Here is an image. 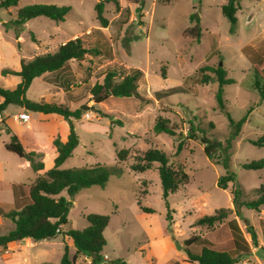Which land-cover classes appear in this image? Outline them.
Masks as SVG:
<instances>
[{
    "label": "rangeland",
    "instance_id": "374dc122",
    "mask_svg": "<svg viewBox=\"0 0 264 264\" xmlns=\"http://www.w3.org/2000/svg\"><path fill=\"white\" fill-rule=\"evenodd\" d=\"M118 1L119 8L114 2L106 4L107 28H102L97 19L95 6L98 0H21L17 6L0 8V86L12 89L14 79L19 82L17 77L3 76L1 68L20 70L22 60L53 53L65 42L83 36L86 47L98 48V56L81 62L73 60L65 70L35 79L27 95L37 102L66 103L73 110L82 105L94 107L74 121L80 143L62 169L103 164L111 171L121 168L123 174H112L105 188L93 186L80 190L75 196L66 229L88 227L86 217L89 214L110 216L104 231L107 244L102 253V264H115L116 260L127 264H166L172 258L184 264V260L176 256L182 251L175 241L184 248L185 240L205 232L208 237L221 238L214 242L217 247L232 250L235 246L230 241L231 234L236 240L238 235L231 232L228 225L208 229L194 223L200 217L233 205L231 192L235 184L231 183L227 190L217 186L219 178L227 172L235 174L236 187L244 190L241 201L257 198L256 190L264 183V169L243 168L246 163L264 159V148L250 142L264 135V100L244 86L248 76L255 74V66L264 70V0H240L234 32L222 13L228 0H175L170 3L145 0L144 6L141 0ZM35 4L69 6L71 11L64 22L38 17L21 26L16 25L18 9ZM195 13L201 20L199 41L187 34L194 26L191 15ZM19 36L23 40L18 39ZM206 66L223 67L227 77L236 81L224 88L226 110L220 109L216 101L219 87L216 77L209 71L198 72ZM113 68L122 72L125 69L127 72L143 71L139 81L143 100L117 98L96 103L92 99L90 88L96 82H102L108 69ZM205 74L210 75V81L201 84L199 81ZM68 86L69 97L66 94ZM249 109L252 112L241 133L230 140L232 128L228 114L239 121ZM21 111L10 105L5 113L7 121L13 124L16 113ZM25 111L31 115V120L22 122L20 127L31 134L46 137L51 131L65 132L62 123H45L41 118L43 114ZM1 115L3 117V113ZM160 119L169 120L183 136L156 133L154 126ZM190 123L194 125L193 135H198L197 138L189 136ZM28 124L32 125L31 129L27 128ZM6 127L0 121V147L6 139L1 131ZM203 137L213 143H222L223 148L227 141L230 142L227 169L216 164L222 160L223 148L216 150L214 161L209 160L204 152ZM181 139L185 142L184 147L176 155ZM149 148L163 150L172 164L185 163L189 176L188 183L169 196L170 207L175 211L171 223L166 219L168 210L158 164L144 173H136L130 168L135 157L142 156ZM123 149L130 152L126 162H120L118 157ZM140 204L154 209L155 213H145ZM240 211L239 226L251 238L246 231L245 219L249 220L250 226V221L264 214L244 206ZM230 218H233V211L227 221ZM169 232L171 250L165 245ZM64 241L71 256H76L74 264H91L87 255L76 254L73 240L63 235L35 242L37 246L31 251L37 253L41 262L60 264ZM19 243L24 248L25 240ZM236 246L239 251L233 253L245 251L240 243ZM254 248L258 260L245 261V258L239 264H264V245L258 242Z\"/></svg>",
    "mask_w": 264,
    "mask_h": 264
},
{
    "label": "trees",
    "instance_id": "16d2710c",
    "mask_svg": "<svg viewBox=\"0 0 264 264\" xmlns=\"http://www.w3.org/2000/svg\"><path fill=\"white\" fill-rule=\"evenodd\" d=\"M21 0H2L0 8L9 9L17 6ZM162 3H170L175 0H158ZM114 2L119 8L118 0H98L95 6L97 12V19L102 28L109 26V20L105 17L106 4ZM141 5L144 6L145 0H141ZM240 0H228L222 7L223 15L231 23V31L234 32L237 24V12L240 9ZM71 11L69 6H56L48 4H35L18 9L17 17L14 23L16 25H23L27 21L38 17H46L55 22H64ZM191 21L194 26L187 30V34L199 41L202 35L201 20L195 13L191 15ZM100 33V29H97ZM84 37L80 36L71 39L53 53H46L37 55L31 59H24L21 61V69L19 71L4 68L1 71L3 76H16L20 81L15 88L8 89L0 86V116L10 106L16 105L33 113H40L44 115L55 114L64 118L68 122L70 134L66 142L61 140L57 135L51 144V149L57 154L54 159L53 168L46 170L42 160L43 155L36 151H27L21 143L18 136L12 132L9 127H6L5 132L10 135V142L5 145L6 150L16 154L18 157L30 162L31 168L38 174L35 182L30 186V196L28 201L20 206L18 210H12L3 214L5 218L11 219L15 227L5 235L0 236V248H6L9 243L22 241L24 239H31L35 242L43 240H52L58 235L73 240V245L76 249V254H84L89 257L91 264H102L104 261L102 253L107 244L104 236V231L109 225L110 216L101 214H89L87 220L89 226L83 230L66 229L68 224L69 214L74 207V201L70 198L75 197L77 193L86 188L99 186L105 188L111 175H122L121 168L111 171L106 165L96 164L90 167L62 169V165L72 157L75 149L78 147L80 141L76 131L74 120L81 119L86 113L81 108L75 110L69 108L66 104L37 102L28 98V91L31 88L35 79L42 77L48 73H54L65 70L71 61L81 62L84 60H91L92 57L98 56L100 51L98 48H88L84 44ZM121 69H108L102 82H96L90 88V95L96 103H107L111 99L117 98H136L143 100L139 91V81L143 76V71L134 70L127 72L126 69L122 72ZM255 74L249 75L245 81L247 89L253 90L254 93L264 100V74L257 66L253 68ZM209 71L216 77L218 82V89L215 94L218 107L226 110L225 87L234 84L236 81L227 77V71L220 66L201 68L198 72ZM123 74V75H122ZM165 76V72H162ZM210 81V75L205 74L200 79L201 84H207ZM70 86L67 88V94ZM69 97V95H67ZM252 110H248L247 114L235 121L228 114L230 125L232 128L230 140H234L241 133L243 125L248 121ZM156 133H166L170 136L183 135L177 133L169 120L160 119L154 126ZM193 123H190V135L197 138ZM253 145L264 148V135L258 139L250 141ZM184 140L181 139L177 146L176 155H179L184 147ZM202 143L205 145L204 152L209 160L214 161V153L217 149L223 148L222 143H213L212 141L202 138ZM230 142L222 149V160L216 164L224 165L227 169L228 151ZM119 161L126 162L130 157L128 149H123L118 153ZM158 164V172L160 176L161 186L163 189V198L167 207L166 219L173 222L174 210L171 209L168 201L169 196L187 184L189 176L185 171V163L179 162L172 164L168 155L161 149L149 148L142 156L137 155L130 168L136 173H144L151 170L155 164ZM243 168L248 170H262L264 169V159H259L251 163H246ZM233 183L232 203L235 208V213L238 218L241 216L240 208L242 206L260 211L264 207V183L256 190L258 197L251 201H241L244 197V190L238 186L236 187V177L234 173L227 172L221 176L217 182L218 188L227 190L229 185ZM65 193V195H64ZM141 209L145 213H155V210L148 207ZM230 208H222L216 210L212 215H205L198 218L194 225L200 227H207L214 229L227 222L230 214ZM231 231L238 235V240L245 242L243 233L236 221V219L227 222ZM172 232V230H170ZM247 232L251 236L252 244L258 246L257 235L252 226L247 227ZM183 251L188 257V262L192 264H238L244 256L248 254L234 255L229 251H220L211 248L202 236H192L184 241ZM76 256H71L68 244L65 243V250L60 264H74ZM115 264H127L124 261L116 260Z\"/></svg>",
    "mask_w": 264,
    "mask_h": 264
},
{
    "label": "crops",
    "instance_id": "0c3cea01",
    "mask_svg": "<svg viewBox=\"0 0 264 264\" xmlns=\"http://www.w3.org/2000/svg\"><path fill=\"white\" fill-rule=\"evenodd\" d=\"M15 37H16V33H15ZM18 39L23 40V37L19 36ZM20 65H21V62H20ZM4 68H10V67H3L1 68V71ZM16 71H19V70H16ZM12 77H16V76H12ZM17 83H18L17 80L14 79L12 87L15 88ZM1 101L2 99L0 98V102ZM60 104H66V103H60ZM18 108L21 109L22 111L20 113H16L13 124H10V122L7 121L6 116H5V113L8 108L3 112V117L2 115L0 116V121H3L7 125V127H9L12 130V132L18 136V138L20 139L21 143L23 144L24 148L27 151H36L43 155L42 160L44 162L46 170L53 168L54 159L57 156V154L51 149V144L57 135H59L61 137V140L64 142L68 140V137L70 134L68 122H66L64 118L59 115H55V114L44 115L43 114L41 115V118L45 120L44 121L45 123L49 122L51 124V122L54 123V121L60 122L65 128V132L58 134L56 131H51L48 133L46 137L38 133L37 135H33L27 130L20 127L22 122L24 121H22L19 118V115L22 113H25L26 111L24 108H21V107H18ZM27 128L31 129L32 125L28 124ZM1 133H4L6 135V139H3L1 143V147H0V184H1V188H0V236H2L1 233L5 232L6 234L15 227L14 222L11 219L5 218L3 214L9 211H12V210L20 209V206L25 204L28 201L29 196H30V186L35 182L36 178L38 177V174L32 170L30 162L6 150L5 145L10 142V135H8L4 130H2ZM230 209L233 210V218H230L228 221L236 219L238 223L239 218L236 216L234 205H232ZM257 212H259V214H264V207H262L260 211H257ZM245 220L247 221L246 222L247 224L246 231H247V227L249 226V220L248 219H245ZM227 222L220 226L228 225ZM250 222L252 224L250 226H253L256 232L257 243L259 242L260 245H264V215L263 216L259 215L258 219H255V221L252 220ZM174 231L177 233L176 230ZM241 231L243 233L242 229ZM172 233H173V229H172ZM232 235L233 234H231L230 241L231 243L233 242V245L235 246V248L232 250H226V249L217 247L214 242L216 240L221 241V238L218 236H214L211 238V237H208V233L205 232L202 235V238L206 242H208V245L211 248L220 250V251H229L231 253H233L234 251L235 252L239 251L236 245L240 243L245 248V251L243 252L241 251V253L242 254L244 253L245 255L248 254V256H244L243 258V259L246 258L245 261H251V258L258 260V256L256 254L257 249L254 248L257 246H254L252 244V240L251 238H248L247 234L243 233V238L245 242L241 240H236V238L232 237ZM24 240H25L24 248L20 247V243H19L20 241L9 243L6 248H0V254H1L0 256L2 260L0 261L1 262L0 264H53L47 261L41 262L39 260L37 253L31 251L35 249L37 246L35 241L33 242V240L29 238L24 239ZM170 240H171V236L169 232V234H167V236L165 237V245L168 250H171L173 248ZM64 242L66 243V241ZM181 251H182L181 254L176 255V256L184 260L183 261L184 264L190 263L188 262L187 255H184L185 252L183 251V249ZM30 253H33L34 256L31 255ZM29 254L31 256H29ZM233 254L237 255V253H233ZM166 264H180V262L178 261V259L172 258L170 261L166 262Z\"/></svg>",
    "mask_w": 264,
    "mask_h": 264
},
{
    "label": "water",
    "instance_id": "95a60500",
    "mask_svg": "<svg viewBox=\"0 0 264 264\" xmlns=\"http://www.w3.org/2000/svg\"><path fill=\"white\" fill-rule=\"evenodd\" d=\"M81 109H83L84 111H88V110H94V107H89L88 105H82ZM74 200H75V197H71L70 198L71 202H73ZM175 244H176V246L178 247L179 250L183 249V246L179 242L175 241Z\"/></svg>",
    "mask_w": 264,
    "mask_h": 264
},
{
    "label": "built area",
    "instance_id": "2783aa9c",
    "mask_svg": "<svg viewBox=\"0 0 264 264\" xmlns=\"http://www.w3.org/2000/svg\"><path fill=\"white\" fill-rule=\"evenodd\" d=\"M88 115V114H87ZM19 118L22 120V121H24V122H28V121H30L31 120V116H30V114L29 113H22V114H20L19 115ZM106 258H107V256H106Z\"/></svg>",
    "mask_w": 264,
    "mask_h": 264
}]
</instances>
